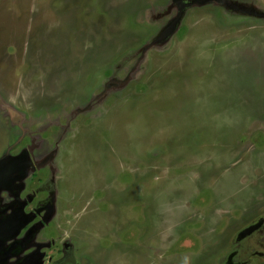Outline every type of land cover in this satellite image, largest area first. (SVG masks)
Masks as SVG:
<instances>
[{"label": "rangeland", "instance_id": "374dc122", "mask_svg": "<svg viewBox=\"0 0 264 264\" xmlns=\"http://www.w3.org/2000/svg\"><path fill=\"white\" fill-rule=\"evenodd\" d=\"M17 145L43 264H264V0H0Z\"/></svg>", "mask_w": 264, "mask_h": 264}, {"label": "flooded vegetation", "instance_id": "af4514ba", "mask_svg": "<svg viewBox=\"0 0 264 264\" xmlns=\"http://www.w3.org/2000/svg\"><path fill=\"white\" fill-rule=\"evenodd\" d=\"M29 147L30 146H26L25 148H22L17 145L14 147V149L8 151V154L5 153V156L14 158L16 161L12 168H7L5 170L9 176H6L4 181H7L13 177L10 180L11 185L9 188L0 189V211H3L1 213L2 217L0 216V234H3V237H8L9 235L18 233V236L16 240L10 242L4 241L3 246H1L0 263L2 264H5V261L10 262L11 264H14L15 262L17 263L30 253L32 256L27 260V262H29V264H39L40 262L36 260V257L40 256L38 251L40 250L39 243L47 244L46 241L37 242L32 240L33 238L31 240L19 239L20 237L22 238L24 234L27 235L28 231L30 233L32 232L31 234H34V236L37 232L44 231L49 224H44V226L38 228L36 227V224L41 221L44 222L45 217H47L48 214L51 215L50 212L55 208V203H53V206L50 203L53 198L50 199L51 194L47 193V188L44 189V183L40 184L42 191L44 190V195L42 198L43 204L41 205L38 203L37 208L34 207V199L32 200V197L34 198L33 186L35 184L32 183L34 178L33 176L35 174L34 168L38 169L40 166H46L49 170H53L54 167L53 164L48 161L47 157H43L40 161H34L33 156L36 157V155H34L35 153L33 148ZM38 156L39 155H37V157ZM49 181L53 186H55L54 179H50ZM46 194L50 198L44 201ZM17 230L18 232H16ZM85 245H87V243ZM83 248L84 247H82V249ZM42 253L44 252L42 251ZM6 255H10V258L4 260L3 257ZM233 256H231L230 264L233 262ZM43 258L45 259V257ZM101 261L103 262L105 260L102 259ZM8 262L6 264H9ZM93 263L99 264L98 259L93 258Z\"/></svg>", "mask_w": 264, "mask_h": 264}, {"label": "water", "instance_id": "95a60500", "mask_svg": "<svg viewBox=\"0 0 264 264\" xmlns=\"http://www.w3.org/2000/svg\"><path fill=\"white\" fill-rule=\"evenodd\" d=\"M1 159H7L6 157H2V158H0V161H2ZM19 161V160H18ZM12 166H13V164H10V165H5V166H2V170L0 171V180H5L6 179V176H9V174L8 173H6V169L7 168H12ZM19 230V229H18ZM18 230L16 231V232H18ZM41 258H42V254H40V256L39 257H36V260H38L40 263L39 264H42L41 263ZM28 262H26V264H27ZM229 263V261L227 262V264ZM230 264V263H229Z\"/></svg>", "mask_w": 264, "mask_h": 264}, {"label": "crops", "instance_id": "0c3cea01", "mask_svg": "<svg viewBox=\"0 0 264 264\" xmlns=\"http://www.w3.org/2000/svg\"><path fill=\"white\" fill-rule=\"evenodd\" d=\"M41 260H44V258L42 257ZM43 264V263H42Z\"/></svg>", "mask_w": 264, "mask_h": 264}]
</instances>
